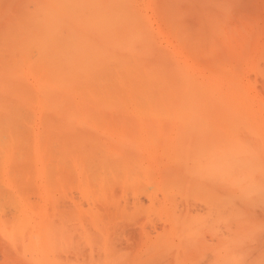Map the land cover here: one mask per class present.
I'll return each instance as SVG.
<instances>
[{
  "label": "rangeland",
  "instance_id": "rangeland-1",
  "mask_svg": "<svg viewBox=\"0 0 264 264\" xmlns=\"http://www.w3.org/2000/svg\"><path fill=\"white\" fill-rule=\"evenodd\" d=\"M233 145L264 184V0H0V264H256Z\"/></svg>",
  "mask_w": 264,
  "mask_h": 264
},
{
  "label": "clouds",
  "instance_id": "clouds-1",
  "mask_svg": "<svg viewBox=\"0 0 264 264\" xmlns=\"http://www.w3.org/2000/svg\"><path fill=\"white\" fill-rule=\"evenodd\" d=\"M256 161L253 149L233 145L213 154L199 166L201 170L227 183L241 198L254 204L264 195V184L257 180L261 168ZM219 256L223 264H240L242 259L233 252L230 242L220 250Z\"/></svg>",
  "mask_w": 264,
  "mask_h": 264
},
{
  "label": "bare ground",
  "instance_id": "bare-ground-1",
  "mask_svg": "<svg viewBox=\"0 0 264 264\" xmlns=\"http://www.w3.org/2000/svg\"><path fill=\"white\" fill-rule=\"evenodd\" d=\"M259 212H260V216H261L262 222H263V229L260 230L259 235L264 241V206L260 208ZM261 247H263V245H261ZM257 252L259 253L260 250H257ZM258 257L259 258L255 259V263L256 264H264V251L260 255H258Z\"/></svg>",
  "mask_w": 264,
  "mask_h": 264
}]
</instances>
